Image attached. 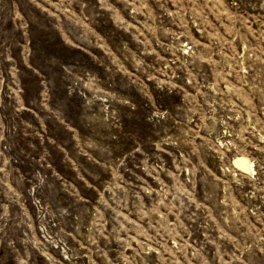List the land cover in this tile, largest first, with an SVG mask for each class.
<instances>
[{
	"label": "rangeland",
	"instance_id": "rangeland-1",
	"mask_svg": "<svg viewBox=\"0 0 264 264\" xmlns=\"http://www.w3.org/2000/svg\"><path fill=\"white\" fill-rule=\"evenodd\" d=\"M0 264H264V0H0Z\"/></svg>",
	"mask_w": 264,
	"mask_h": 264
},
{
	"label": "bare ground",
	"instance_id": "bare-ground-1",
	"mask_svg": "<svg viewBox=\"0 0 264 264\" xmlns=\"http://www.w3.org/2000/svg\"><path fill=\"white\" fill-rule=\"evenodd\" d=\"M233 167L243 174H249L253 172V163L243 156L235 158Z\"/></svg>",
	"mask_w": 264,
	"mask_h": 264
}]
</instances>
